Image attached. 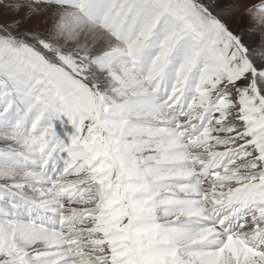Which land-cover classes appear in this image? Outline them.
<instances>
[{"label":"snow or ice","instance_id":"1","mask_svg":"<svg viewBox=\"0 0 264 264\" xmlns=\"http://www.w3.org/2000/svg\"><path fill=\"white\" fill-rule=\"evenodd\" d=\"M0 264H264V0H0Z\"/></svg>","mask_w":264,"mask_h":264}]
</instances>
